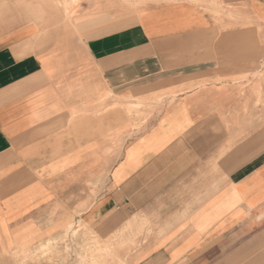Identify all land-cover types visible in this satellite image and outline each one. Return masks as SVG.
Returning <instances> with one entry per match:
<instances>
[{
    "label": "crops",
    "instance_id": "0c3cea01",
    "mask_svg": "<svg viewBox=\"0 0 264 264\" xmlns=\"http://www.w3.org/2000/svg\"><path fill=\"white\" fill-rule=\"evenodd\" d=\"M0 264H264V0H0Z\"/></svg>",
    "mask_w": 264,
    "mask_h": 264
}]
</instances>
